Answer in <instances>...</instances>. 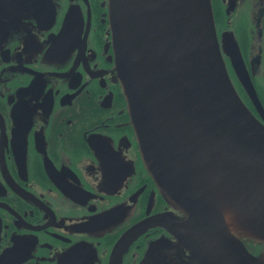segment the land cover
Returning a JSON list of instances; mask_svg holds the SVG:
<instances>
[{
  "label": "flooded vegetation",
  "instance_id": "1",
  "mask_svg": "<svg viewBox=\"0 0 264 264\" xmlns=\"http://www.w3.org/2000/svg\"><path fill=\"white\" fill-rule=\"evenodd\" d=\"M212 4L264 124V0ZM117 57L111 0H0V264H206L193 234L218 213L192 222L150 169ZM230 233L232 264H264L263 238Z\"/></svg>",
  "mask_w": 264,
  "mask_h": 264
},
{
  "label": "water",
  "instance_id": "2",
  "mask_svg": "<svg viewBox=\"0 0 264 264\" xmlns=\"http://www.w3.org/2000/svg\"><path fill=\"white\" fill-rule=\"evenodd\" d=\"M111 11L144 157L192 222L215 208V231L193 236L206 264H232L226 242L247 252L230 227L264 239V124L228 74L212 1L111 0Z\"/></svg>",
  "mask_w": 264,
  "mask_h": 264
}]
</instances>
